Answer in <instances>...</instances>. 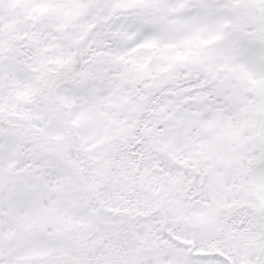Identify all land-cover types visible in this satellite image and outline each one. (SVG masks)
Segmentation results:
<instances>
[{
    "label": "snow or ice",
    "instance_id": "1",
    "mask_svg": "<svg viewBox=\"0 0 264 264\" xmlns=\"http://www.w3.org/2000/svg\"><path fill=\"white\" fill-rule=\"evenodd\" d=\"M0 264H264V0H0Z\"/></svg>",
    "mask_w": 264,
    "mask_h": 264
}]
</instances>
